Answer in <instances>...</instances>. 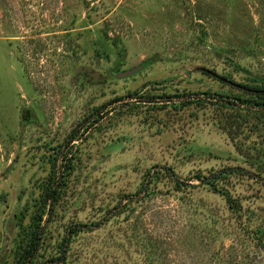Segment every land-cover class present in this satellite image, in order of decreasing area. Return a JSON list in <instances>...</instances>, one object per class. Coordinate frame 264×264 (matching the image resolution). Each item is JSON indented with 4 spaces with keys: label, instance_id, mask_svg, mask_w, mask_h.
<instances>
[{
    "label": "rangeland",
    "instance_id": "374dc122",
    "mask_svg": "<svg viewBox=\"0 0 264 264\" xmlns=\"http://www.w3.org/2000/svg\"><path fill=\"white\" fill-rule=\"evenodd\" d=\"M254 89L264 0H0V264H264Z\"/></svg>",
    "mask_w": 264,
    "mask_h": 264
},
{
    "label": "trees",
    "instance_id": "16d2710c",
    "mask_svg": "<svg viewBox=\"0 0 264 264\" xmlns=\"http://www.w3.org/2000/svg\"><path fill=\"white\" fill-rule=\"evenodd\" d=\"M254 91H258L256 92L254 95L256 97V100H254L253 102H247L241 99H237L240 103L245 104L246 107H248V104L250 107H254V108H258L260 110H264V90H258V89H254ZM178 98L180 96H177ZM191 99V98H190ZM120 101V100H117ZM196 103L195 100H188L187 104L190 103ZM184 103V102H182ZM253 103V105H251ZM193 104V103H192ZM106 107V106H105ZM249 108V107H248ZM60 172L57 169H54L52 171V174L50 176V181H49V187L46 190V199L44 201V206L47 207V205H50L49 207L53 208L54 207V200H56L57 198V191H59L60 187H57V181L60 180L62 181V175H60ZM59 176V177H58ZM223 177V173H219L216 176H212L211 179H209L205 184L208 185L210 187V189L218 194H220L221 196H223L226 200V203L229 207V209L233 212H240L241 210V205L240 203L235 200L232 195L230 194L229 191L224 190V189H220L217 186V182L219 180H221ZM175 183L180 185V180L174 178ZM57 184V185H56ZM50 201V202H49ZM49 203V204H47ZM38 240H39V236H35L34 234L31 235L27 247L20 252L19 257H18V261L17 264H33V258H34V253L38 244ZM69 241V239L67 240V242ZM67 250L63 249L61 252V258H57L55 261L50 260V261H45L42 264H58L66 255Z\"/></svg>",
    "mask_w": 264,
    "mask_h": 264
},
{
    "label": "water",
    "instance_id": "95a60500",
    "mask_svg": "<svg viewBox=\"0 0 264 264\" xmlns=\"http://www.w3.org/2000/svg\"><path fill=\"white\" fill-rule=\"evenodd\" d=\"M138 69H133V70H129V71H125L122 72L118 75V78H126V77H130L132 75H134L137 72ZM222 81H226L225 79H221ZM235 87H239L238 85H236ZM258 92V91H256Z\"/></svg>",
    "mask_w": 264,
    "mask_h": 264
}]
</instances>
